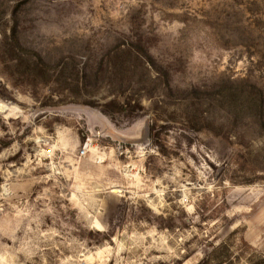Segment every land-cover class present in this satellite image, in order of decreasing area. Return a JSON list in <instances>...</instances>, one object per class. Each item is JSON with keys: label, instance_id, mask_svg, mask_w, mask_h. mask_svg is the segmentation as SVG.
Returning a JSON list of instances; mask_svg holds the SVG:
<instances>
[{"label": "rangeland", "instance_id": "obj_1", "mask_svg": "<svg viewBox=\"0 0 264 264\" xmlns=\"http://www.w3.org/2000/svg\"><path fill=\"white\" fill-rule=\"evenodd\" d=\"M0 264H264V0H0Z\"/></svg>", "mask_w": 264, "mask_h": 264}, {"label": "built area", "instance_id": "obj_2", "mask_svg": "<svg viewBox=\"0 0 264 264\" xmlns=\"http://www.w3.org/2000/svg\"><path fill=\"white\" fill-rule=\"evenodd\" d=\"M82 152H85V150H84V151H82Z\"/></svg>", "mask_w": 264, "mask_h": 264}]
</instances>
